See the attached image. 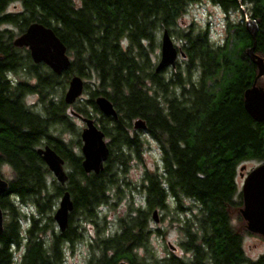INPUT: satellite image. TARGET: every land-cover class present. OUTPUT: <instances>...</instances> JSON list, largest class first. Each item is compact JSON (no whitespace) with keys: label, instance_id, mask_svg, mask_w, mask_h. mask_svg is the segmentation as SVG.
<instances>
[{"label":"trees","instance_id":"16d2710c","mask_svg":"<svg viewBox=\"0 0 264 264\" xmlns=\"http://www.w3.org/2000/svg\"><path fill=\"white\" fill-rule=\"evenodd\" d=\"M243 1L251 2L255 19L263 8L254 49L264 56V0ZM193 2L0 0V177L8 183L0 195V264H61L62 246L83 238L85 223L97 229L86 264H264V253L254 259L244 253L245 236L263 237L247 229L236 186L240 166L264 164V124L250 117L243 99L255 77L245 53L251 37L235 26L223 45L206 43L197 31L183 34L189 40L186 71L192 80L196 67L202 72L200 83L185 81L183 98L172 91L180 78L166 84L153 73L151 41L160 28L178 33L177 19ZM12 4L20 10L9 11ZM32 23L52 29L65 46L70 63L61 74L34 64L26 48L12 45ZM73 76L83 80L89 99L68 106L62 96ZM151 85L159 93L169 90L167 101L152 97ZM29 96L36 97V111L26 102ZM97 96L111 102L116 118L101 114ZM67 110L93 119L104 133L109 155L99 174L83 171L80 134ZM137 120L162 145L161 173L144 171L132 183L128 168L139 163L142 150L128 132ZM66 133L76 140H63ZM43 146L63 160L64 185L37 154ZM4 166L11 171L8 179L2 177ZM65 191L74 206L60 232L53 213ZM122 200V216L106 224L99 212L115 211ZM153 211L160 222L176 226L181 256L151 249V234L160 238L166 232L150 227Z\"/></svg>","mask_w":264,"mask_h":264},{"label":"water","instance_id":"95a60500","mask_svg":"<svg viewBox=\"0 0 264 264\" xmlns=\"http://www.w3.org/2000/svg\"><path fill=\"white\" fill-rule=\"evenodd\" d=\"M255 23L254 20L246 18L245 15L244 25L249 37L252 39V46L246 49L245 53L250 61L257 66L258 72L251 88L245 91L243 99L245 111L248 112L250 117L264 122V90H260L255 86L257 79L264 76V63L260 57L255 55L253 49L255 48V35H257L258 31V26ZM161 40L160 60L155 72L167 67H174V63L177 60V50L173 47L167 31L163 32ZM12 45L17 48H26L34 64L43 63L56 74H61L69 66L70 62L65 53V46L52 29L39 23L30 24L21 35L13 39ZM180 55L184 56L183 53H180ZM83 88L84 82L79 76L71 77L63 96L64 103L68 106L74 104L82 96ZM94 103L101 114L116 118V112L107 98L97 96L94 99ZM70 113L84 124L80 133L83 171L86 174H99L103 170L104 163L109 155V149L104 140V133L96 126L93 119L82 117L74 111ZM134 127L143 129L145 124L143 121L137 120L134 123ZM36 152L41 156L55 180L60 185H64L67 181V175L63 169V160L49 146L38 148ZM243 169L244 167H241L240 170L242 171ZM241 185V198H243V208L240 209L241 216L247 223V229L251 233L258 234L264 238V164L248 172ZM7 188L8 183L0 177V195L5 193ZM72 210L73 204L70 195L65 191L53 213V220L60 232H64L68 227V216ZM152 220L154 223L159 222L157 211H153ZM3 222V211L0 207V234L3 231ZM169 247L171 250L173 249L171 245Z\"/></svg>","mask_w":264,"mask_h":264},{"label":"rangeland","instance_id":"374dc122","mask_svg":"<svg viewBox=\"0 0 264 264\" xmlns=\"http://www.w3.org/2000/svg\"><path fill=\"white\" fill-rule=\"evenodd\" d=\"M9 11H19L20 7L18 4H12L8 7ZM209 22L210 26V32H211V39L214 43H218L223 39L224 33H223V25L225 23V19L222 16V13L220 10L212 7L209 4L198 5V2H193L190 4L187 8L185 13L181 14V16L177 19L176 25L174 26L175 30L178 33H181V35L186 33L193 34L194 32L198 31L200 25H205V23ZM160 37L159 35H156V41L158 42V39ZM176 40V38H175ZM123 45H126V42L122 41ZM179 45V43H177ZM158 50L153 52L152 54V60L156 61L158 56ZM66 89L63 92V96ZM62 96V97H63ZM89 94L83 93L81 96V101L88 100ZM26 102L29 106H32L31 109L36 111L38 109V103L36 102L35 96H29L26 98ZM67 114L70 115V110H67ZM83 127V124L78 119H73V129H75V132L80 134V131ZM75 133V135H76ZM143 139L141 140V153H140V161L137 165H133L128 168V174L126 175V178L129 179L130 182H139L144 171H148L150 173L158 172L161 173V152L159 150L158 145L152 140L145 136H143ZM63 140L69 141H75L76 137H74V134L66 133L63 135ZM76 144H74L75 146ZM245 166V170L243 169V172H240L242 174H245L244 172L249 171L250 169L253 170L257 166V162H246L242 165V167ZM65 170V168H64ZM2 177L8 179L11 177V171L8 167L4 166L1 168ZM237 176H236V186L241 189L242 184V178L239 176V169ZM128 196V195H127ZM126 197V196H125ZM125 199V198H124ZM59 201V200H58ZM125 204L126 201L122 200L121 203L118 204V207L115 208V211L112 210V208L105 207L103 211L99 212V217L102 219V216L107 219L106 224L110 225V223L113 222L114 218L121 217L122 213L125 211ZM58 205V202H57ZM121 205V206H119ZM57 207V206H56ZM234 216H236L235 212L233 213ZM159 216H161V213L159 212ZM4 218V216H3ZM97 221H100L98 219ZM100 223V222H99ZM77 225V220H76ZM93 227V228H91ZM150 227L152 230H155L156 228H160L165 230L166 232L162 237H156V235L153 233L151 234L152 238L150 240V247L152 250H154L156 253L159 254V256L165 255L168 251L174 253L176 256H181L180 248L178 247V232L175 230L176 226L173 225L170 227L168 225L167 219H164L163 222L154 223L152 220L150 221ZM27 224L23 225V229L26 230ZM24 230V231H25ZM82 234L83 238H81L79 241H76L72 244H70L68 247L66 245L62 246V263L61 264H86L88 261V258L90 256V248H89V240L97 237V229L94 223H85L82 225ZM24 234V233H23ZM50 235H47L46 238L49 242ZM169 245L173 248L170 249ZM167 250L166 252L163 250ZM243 250L249 259H254L256 257H259L264 253V239L255 236H245L243 239ZM20 252L18 251L17 254ZM18 256V255H17Z\"/></svg>","mask_w":264,"mask_h":264},{"label":"flooded vegetation","instance_id":"af4514ba","mask_svg":"<svg viewBox=\"0 0 264 264\" xmlns=\"http://www.w3.org/2000/svg\"><path fill=\"white\" fill-rule=\"evenodd\" d=\"M196 2H198V5H202V3L204 2V4H209L212 7L221 11L223 18L225 19V23L222 24L224 36H223V39L220 42H218V44H220V45H223L224 43L227 42L228 36L232 35L231 33L234 29V26H235V28H237L239 30L242 28L243 30H245L247 36L249 35V33L247 32L246 27L244 25L245 24V15H246V18H248L250 20H254L256 22L255 24H257L258 29H259V23L261 22V19H262V17H260V16L263 15V13H262L263 11H261V10L263 8L261 10H259V9L261 7H263L262 5L258 9L261 12V15L258 14L259 17L257 19H255L252 17L254 15V12H252V10H253L252 4H251V2H248V1H243V0H219V1L218 0H196ZM226 5H230V7L228 8V6H226ZM234 6H235V8H233ZM209 25H210L209 22L205 23V25H200L199 29L197 31L198 34H202L204 36L203 38L205 39L206 43H209L210 41L213 42L212 39L210 38L211 32H210V26ZM164 31H167V30L165 28H160V30L155 34V37L151 41V43L154 45L153 52L158 50V52H157L158 56H157L156 61L152 60V62H153V73H155L157 75L156 77H161V78L164 77L162 81L166 84L171 82V81H176V78H180L181 79L180 87H177L172 91L174 93H176L178 96H181L183 98L184 95H186V90L189 87V84L187 86H185V81L190 80L192 78L190 72L186 71V66L188 64H185V63H187V59H186V55H184L186 49L188 48V41L189 40L183 38V36L178 34V33H171V32L167 31V33L170 37V40L172 41L173 47H175V49L177 50L176 51L177 52V60H176V63H174L175 64L174 67H167V68H164L163 70H160L159 72H155V68H156V66L160 60V53L159 52L161 51V42H162L161 39H162ZM159 34H160V37H159L158 42H157L155 39H156V35H159ZM232 37H234V35H232ZM175 38H176V40H175ZM124 41L125 40H123V42ZM148 43L149 42L143 41L144 45H147ZM177 43H179V45H177ZM121 45L123 47H125V45H123L122 43H121ZM251 46H252V39H251L250 46H248V48H250ZM248 48H246V49H248ZM180 53H183L184 56L180 55ZM254 53L258 57H260V59L264 63L263 54L261 53V55H259L258 53L255 52V49H254ZM247 58L249 59L248 56H247ZM249 61H250V59H249ZM250 62L252 64V66L255 68L254 74L256 77V75H257L256 73L258 72L257 66L252 61H250ZM201 74H202L201 70L196 67V69L194 71L195 77L193 80L191 79V82L194 81V84L200 83L201 82V76H200ZM176 75H178V77H176ZM187 76L190 78H187ZM255 77H254V79H255ZM151 86H152V90L149 93L151 94L152 97L155 96V98L157 100L167 101V97H169L168 92H170L169 90L167 91V90H164L162 88L161 89L162 93H159L158 88H155L153 85H151ZM256 87L260 90H264V76H261L257 79ZM249 88H251V87H249ZM255 121H257V120H255ZM257 123H263L264 124L263 121H261V122L257 121ZM128 134H129V136L131 135L132 137L138 139L140 143H141V140H145V139H143V136H145L149 139H152L158 145L159 150L161 151V148H162L161 143L158 140L154 139L149 134V132L147 131L146 125H145V128L138 129V128H135L134 124H133L132 129L129 130ZM104 139L106 142H108L107 139L105 138V136H104ZM161 139L164 141L163 138H161ZM140 146H141V144H140ZM244 173L245 174H242L243 177H245V175L247 174L246 172H244ZM70 199H71V196H70ZM71 201H72V204L74 206V202L72 199H71ZM72 211L70 213H72ZM91 228H93V227H91ZM72 232L73 231L71 230V233H70L71 235H73ZM80 239L81 238H79V240ZM70 244H72V242H66L64 245H66L68 247Z\"/></svg>","mask_w":264,"mask_h":264},{"label":"bare ground","instance_id":"6f19581e","mask_svg":"<svg viewBox=\"0 0 264 264\" xmlns=\"http://www.w3.org/2000/svg\"><path fill=\"white\" fill-rule=\"evenodd\" d=\"M135 122H136V121H135ZM135 122H134V123H135ZM134 123H133V124H134Z\"/></svg>","mask_w":264,"mask_h":264}]
</instances>
